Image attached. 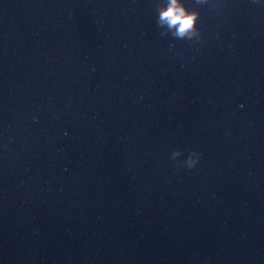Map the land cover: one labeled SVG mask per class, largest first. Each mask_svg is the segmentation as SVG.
Returning a JSON list of instances; mask_svg holds the SVG:
<instances>
[{"label":"water","instance_id":"obj_1","mask_svg":"<svg viewBox=\"0 0 264 264\" xmlns=\"http://www.w3.org/2000/svg\"><path fill=\"white\" fill-rule=\"evenodd\" d=\"M155 3L0 0V264H264V3Z\"/></svg>","mask_w":264,"mask_h":264},{"label":"clouds","instance_id":"obj_2","mask_svg":"<svg viewBox=\"0 0 264 264\" xmlns=\"http://www.w3.org/2000/svg\"><path fill=\"white\" fill-rule=\"evenodd\" d=\"M260 2L264 3V0H260ZM155 8L157 10V23L161 27L171 30L172 36L190 39L193 35L199 34L197 28L199 12L196 9H189L184 0H156ZM182 155L183 151L180 148L171 150V159L177 166H184L186 163L188 168H194L201 158V152L196 148L187 151L184 161L179 159Z\"/></svg>","mask_w":264,"mask_h":264}]
</instances>
